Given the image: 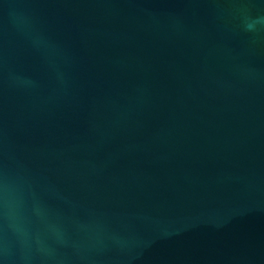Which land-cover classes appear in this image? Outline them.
Wrapping results in <instances>:
<instances>
[{
  "label": "water",
  "instance_id": "1",
  "mask_svg": "<svg viewBox=\"0 0 264 264\" xmlns=\"http://www.w3.org/2000/svg\"><path fill=\"white\" fill-rule=\"evenodd\" d=\"M0 264H264V0H0Z\"/></svg>",
  "mask_w": 264,
  "mask_h": 264
}]
</instances>
